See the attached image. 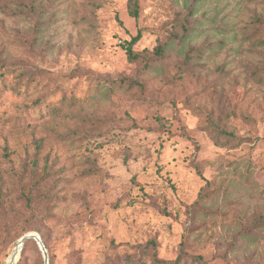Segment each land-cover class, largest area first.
<instances>
[{
  "label": "rangeland",
  "instance_id": "rangeland-1",
  "mask_svg": "<svg viewBox=\"0 0 264 264\" xmlns=\"http://www.w3.org/2000/svg\"><path fill=\"white\" fill-rule=\"evenodd\" d=\"M129 1L0 0V264H264V0Z\"/></svg>",
  "mask_w": 264,
  "mask_h": 264
},
{
  "label": "trees",
  "instance_id": "trees-1",
  "mask_svg": "<svg viewBox=\"0 0 264 264\" xmlns=\"http://www.w3.org/2000/svg\"><path fill=\"white\" fill-rule=\"evenodd\" d=\"M129 14L134 19H136V20L139 19V17H140V0H130L129 1ZM141 38H142V34H141V32H139L137 34V36L133 37L132 40L128 43V46L126 48V52H127L128 59L130 62H132V63L145 62V65L147 67V65H149L150 61L152 62V60H153V58L147 57V54L149 53L148 50L145 51L144 53H139L133 49V47L141 40ZM154 55L157 57H162L163 56V48L158 47L154 51ZM189 59H190V56H187V60L184 62V65L190 64ZM256 78L258 79V81H262L264 83V77L263 76H259ZM120 83L128 85L129 87H133L135 85H140L139 82H137V81L128 80L125 78H122ZM58 110H60V109L58 108ZM208 120H209L208 125H206L204 129L209 133L212 141L216 145L227 146V145H230L231 143L241 142V139H239L234 133H231V132H228V131L222 129L218 123L213 122V119L209 118ZM26 201L28 204H30L29 198H27ZM42 242H43V240H42ZM43 243H44V246H45V248L48 252V256H49V250L47 248V245L45 244V242H43ZM29 244H34L37 247V249L40 251V248H39L37 242L33 239H29V240L24 242L22 252L25 250V248ZM156 247L157 246H156V243L154 241L150 242L145 247L138 246L139 249L143 250V251L140 250L142 253H144V254L151 253V256H152L151 259H152V262L154 264H180L181 257H179L173 263L160 259L156 254ZM43 259H44V257H43Z\"/></svg>",
  "mask_w": 264,
  "mask_h": 264
},
{
  "label": "water",
  "instance_id": "water-1",
  "mask_svg": "<svg viewBox=\"0 0 264 264\" xmlns=\"http://www.w3.org/2000/svg\"><path fill=\"white\" fill-rule=\"evenodd\" d=\"M29 239H33V240H35L37 242V244H38V246L40 248V251L43 254L45 264H50L48 252H47V250H46V248L44 246V243L42 242V239L40 238V236L38 234H36V233H28V234H26L25 236H23L19 240L18 245H17L16 250H15V253H14V256L12 257V259H11L9 264H16L17 258L19 256L21 248L24 245V242L29 240Z\"/></svg>",
  "mask_w": 264,
  "mask_h": 264
},
{
  "label": "bare ground",
  "instance_id": "bare-ground-1",
  "mask_svg": "<svg viewBox=\"0 0 264 264\" xmlns=\"http://www.w3.org/2000/svg\"><path fill=\"white\" fill-rule=\"evenodd\" d=\"M18 245V244H17ZM17 247V246H16ZM21 248V247H20ZM15 250H16V248H15ZM15 250H14V253H15ZM14 253H13V255H12V257L14 256ZM12 257H11V259H12ZM11 259H10V261H11ZM10 263V262H9Z\"/></svg>",
  "mask_w": 264,
  "mask_h": 264
}]
</instances>
